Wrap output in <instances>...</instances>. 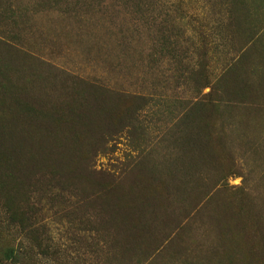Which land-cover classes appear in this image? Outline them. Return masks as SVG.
I'll use <instances>...</instances> for the list:
<instances>
[{"label":"rangeland","instance_id":"rangeland-1","mask_svg":"<svg viewBox=\"0 0 264 264\" xmlns=\"http://www.w3.org/2000/svg\"><path fill=\"white\" fill-rule=\"evenodd\" d=\"M0 264H264V0H0Z\"/></svg>","mask_w":264,"mask_h":264},{"label":"trees","instance_id":"trees-1","mask_svg":"<svg viewBox=\"0 0 264 264\" xmlns=\"http://www.w3.org/2000/svg\"><path fill=\"white\" fill-rule=\"evenodd\" d=\"M12 173H9V177L11 176ZM100 176L99 177H97ZM110 173L105 172V171H98L94 172V175L91 176L90 178H86V185L85 187L81 188L82 196H87L86 198H83V202L90 203L91 201V195L96 194V197L99 198V201L96 204H92V207L90 211L95 212V213H100L102 208L105 206L106 202L109 200L110 197H112L116 191V186L113 183V181H108L104 182L105 178L110 177ZM70 180V178H69ZM100 180V181H98ZM72 186L71 184H66V187ZM64 190V189H62ZM96 192V193H95ZM20 194V191L17 187L14 185L5 187V195L6 199H10L12 203V211L15 214H23L24 212L19 211V207L17 206V198L18 195ZM88 201V202H87Z\"/></svg>","mask_w":264,"mask_h":264}]
</instances>
